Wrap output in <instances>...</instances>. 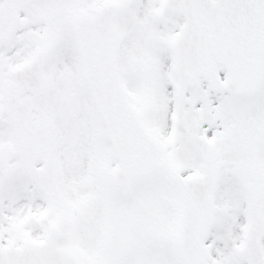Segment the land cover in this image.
Listing matches in <instances>:
<instances>
[{
	"label": "snow or ice",
	"instance_id": "snow-or-ice-1",
	"mask_svg": "<svg viewBox=\"0 0 264 264\" xmlns=\"http://www.w3.org/2000/svg\"><path fill=\"white\" fill-rule=\"evenodd\" d=\"M0 264H264V0H0Z\"/></svg>",
	"mask_w": 264,
	"mask_h": 264
}]
</instances>
